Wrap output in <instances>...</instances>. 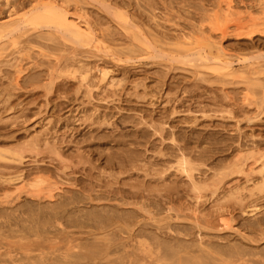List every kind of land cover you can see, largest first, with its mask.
I'll return each instance as SVG.
<instances>
[{
  "label": "rangeland",
  "instance_id": "obj_1",
  "mask_svg": "<svg viewBox=\"0 0 264 264\" xmlns=\"http://www.w3.org/2000/svg\"><path fill=\"white\" fill-rule=\"evenodd\" d=\"M45 1L0 0V22H9V15L14 10L18 17L26 20L20 25V31L0 42V136L9 138L14 135L22 141L40 136L43 139L41 144L47 137L54 141L61 139V148L65 147L64 156L70 167L64 170L66 174L56 172L52 181H57V185L65 190L64 195L74 189L72 191H80V195L86 196L78 199L76 208L113 205L119 214H124L106 236L99 235L102 229L96 231L97 236L105 241L111 239L118 248L108 254L109 264H120L124 258L143 255L134 240L128 237L130 233L123 221L128 216L131 223L137 222L135 228L143 227L169 240L168 236L176 237L180 232L177 237L181 239L180 244L201 240L207 245L226 247L237 244L264 252V235L248 233L239 225L257 218L248 213L251 208L242 206L241 209L237 200L225 198V189L236 185V179L241 180L242 174L233 173L218 182L215 178L209 179L211 183L201 192L203 202L199 199L201 203H197L200 201L195 199L197 193L191 190L190 179L179 172L175 162L180 148L185 149L187 156L195 161V168L201 169L202 175H210L219 168L216 165L222 164L220 162L228 161L226 164H230L242 154L241 149L244 153L249 148L264 149V86L258 85L264 84V72L259 73L261 82H255V85L243 77L219 76L209 69L204 72L199 68L196 72L189 65L195 60L182 68L180 63L169 59L178 53L174 39L183 32L191 34L194 31V34L202 36L196 37L199 42L192 37V46L195 45L204 57L216 54L215 40L227 49L234 59L235 68L244 66L241 61L245 58L246 64L253 60L256 62V57L264 55V33L248 38L236 36V31L232 30L237 21L240 25H247L244 28L260 26L264 14L257 5L259 1L232 0L235 5L231 13L237 9L238 14L234 12L225 16L226 10L223 9L227 0H56L67 7L69 15H82L92 24L94 35L102 46H106L103 51L89 48L90 44H76L66 39L61 27L44 19L48 8L44 11V7H33ZM123 25L140 31L139 37L144 43L132 40ZM222 28L227 29L223 38ZM208 33H213V36ZM11 38L17 42L16 46ZM127 46L133 48L129 56L125 49ZM120 48H123L119 54L121 60L105 53ZM192 56L196 60L199 58L198 54ZM77 60L89 63L93 74H99L97 67L108 68L110 78L114 76L117 80L115 90L104 91L102 85L105 82H101L92 88L90 94L86 93L84 86L79 87ZM244 80L247 82H241ZM257 86L261 88L257 89ZM114 88L110 87V90ZM104 113L105 119L109 120H103ZM43 147L38 156L44 159L43 165L63 168L53 153L42 151L46 150ZM78 153L90 158L80 157ZM199 155H203L202 160L199 157L195 159ZM75 157L78 162L84 160V165L83 162L77 163ZM252 161L249 158L246 164L249 166ZM32 164L28 167H33ZM258 167V164L254 165V168ZM202 170L206 171L205 174ZM55 191L60 192L58 189ZM94 195L99 199L88 198ZM217 198L223 201L219 202ZM254 198V203L261 206L260 217L264 213V186L254 194ZM136 201L144 202L146 206L141 207ZM219 205L225 206L224 217L232 219L229 224L236 229H225L212 222ZM159 207L161 212H155L156 215L153 211L155 208H158L155 211H160ZM204 222L217 224V228ZM127 223L130 224L129 221ZM167 225L174 230L176 228L177 233L167 230ZM88 230L89 227H69L66 234L89 236L86 234ZM243 234L256 241L245 238ZM61 240L57 238L48 244L59 247L64 244ZM144 258L145 264H161V261Z\"/></svg>",
  "mask_w": 264,
  "mask_h": 264
},
{
  "label": "bare ground",
  "instance_id": "obj_2",
  "mask_svg": "<svg viewBox=\"0 0 264 264\" xmlns=\"http://www.w3.org/2000/svg\"><path fill=\"white\" fill-rule=\"evenodd\" d=\"M233 1L227 0V2H225L226 4L224 3V5H226V8L224 6L223 10H226L225 11L226 15L222 13L223 15L229 16L232 15L234 12L235 14H238L236 13L237 9L236 11L231 13V10H233V5H235L233 4L234 3ZM258 1L259 2L257 3V5H260L259 7L263 9V11L262 10L261 11L264 14V0H258ZM33 7H36L37 9L38 8L40 9V7H44L46 9L44 11H47L48 8L49 9L47 11L48 13L44 14L43 16L44 19L61 27L60 29L64 31L63 34L66 39L73 40L74 43L76 44L79 43L90 44L91 46H89V48H93V50H97V51H103L104 49L103 47H106V46H102L101 41L98 39L96 35H94L93 26L86 18L78 14L69 15L70 13L68 12L67 7H65L62 3H58L56 2V0H48V1L46 0L42 5L34 4ZM32 10L34 9H31L30 11ZM17 14H18L17 11L14 10L13 12H11V15H9L10 17L9 22L6 23L0 22V42L1 41L3 42V38H8L9 36H13L18 31H20L21 29L20 25L26 22L24 18L20 16L18 17ZM263 14H261V17L263 16ZM249 16L252 17L253 15H250L249 13ZM38 17L39 16H37V18ZM122 17L124 16H121V18ZM240 19L239 21H241ZM123 22L126 23V20L124 19ZM253 23L256 24V22ZM123 26L125 32L131 35L132 40H137L141 43H144L143 40H141L139 37L140 31L139 32L133 31L134 29L133 26H125V25ZM245 26L247 25H243V24L240 25L238 24L237 21L232 31H234V33L236 31V36L243 35L248 38H252L254 35L259 33H264V21L260 23V26H256V27L249 26V28L246 27L248 28V30L244 28ZM192 27L193 26H191V28ZM213 28L215 29V27ZM222 29L223 30H221V32L223 35L221 36L223 38L224 35L226 34L227 29L225 30L224 28ZM193 32L191 34H189V32L188 33L183 32L179 37H176L174 39L176 40L174 43L178 45L177 48L178 53L177 56L175 55L174 57L169 58L171 61L175 60L177 63H180L183 66L182 68H184L190 63V61L195 60V62L189 64L190 66H193L195 68V71L197 69L199 70V68H203L204 72L205 69L213 70L219 76L231 77L234 79H237L235 77H243L248 82L250 81L249 84L252 83L255 84V82L256 83L261 82L259 81V76L261 73L264 72V63H262L264 62V55L256 57L255 60L256 62H254V60L253 61L251 60L252 62H249L248 64H246L247 59L245 58L241 61V63L242 62L244 63V66H241L242 68L241 67L235 68L233 65L234 59L232 58V56L228 53L227 49L222 45V43L217 42L215 40L213 42V45L215 44L216 46V49L214 48L215 49L214 51L217 50L216 54L212 53L204 57V54H201L200 51H197L196 47H194L195 45L192 46L193 38L196 40V42H199L196 37L202 35L201 34L196 35ZM209 34L210 33H208L207 35ZM211 35L213 36V33L210 34V36ZM13 40L14 39H12V41ZM16 44L17 42L13 41V45L16 46ZM130 47L127 46L125 48L127 49L126 53L128 56L133 52V48ZM106 50L107 49H105L104 51ZM122 50L123 48H120L119 50L105 52V53L106 55L108 54L113 58H117V60H121L119 54L122 52ZM195 54L199 55V58L197 60L192 58L194 57L192 55ZM127 58L130 59L131 57H127ZM260 58H262L261 59L262 61L258 60ZM196 61L199 62L196 64ZM238 62L240 63V61ZM76 63H78L80 67V75L78 77L79 87L84 86L86 93L90 94L92 88L98 87L99 83L101 82H105V84L102 85L104 91L108 92V90L109 91L115 90L114 87L117 85V80L116 78H114V76L110 78L109 75L110 70L108 68L97 67L95 69L99 71V74L98 73L93 74L92 72L93 67L89 65V63H84L81 60H77ZM254 65L257 66L254 67ZM244 68H246V70H244ZM198 73L200 72L198 71ZM204 74L205 73H203V75ZM262 75H264V73ZM241 82H245V80ZM14 83L15 82H13L12 84ZM222 83L223 82H221V84ZM17 85L19 84L17 83ZM258 85L264 86L263 83H260ZM110 87H113L114 89L110 90ZM258 87L259 86H257V89L261 88V86L260 88ZM253 88H255L256 90V86ZM106 96L108 97L109 95L106 94ZM246 98L248 99V96ZM259 105H261V103ZM99 117L97 118L99 119ZM103 120L104 121L109 120V119H105V113ZM54 133L56 132L54 131ZM57 139H55L54 141L52 138L50 139L47 137L44 138V141L41 144V140L43 139H41L40 136H36L34 138H30L25 141L20 140L14 135H12L9 138L7 137L2 138L0 136V264H109L108 259L110 258L107 257L109 256L108 254L110 253V251L111 252L112 250L114 251V249H116V251L118 250L116 244L112 242L111 239L105 241V239L100 236L102 235L106 236L108 234L107 232L112 228L111 226L115 225L117 220L122 219L124 214H119L117 212V209L113 205L111 206L109 205L107 207L106 205H102V206L93 205L89 207L86 206L84 208H76L75 203L79 201L78 199H81V197L85 195H80L82 194L79 193L80 191L78 192L72 191L74 189L70 190L68 194L64 195L63 193L65 190H63V188L57 185V181H52L54 175L59 174V172H63L64 174H66L64 170L70 167L69 164L66 163L68 162V160L64 156L65 147L64 149L61 148L62 147L61 144H63V142L61 141L60 138L58 139V141H56ZM172 139L174 140V138ZM42 146L46 147V150L42 149V151L53 153L55 158L61 161V165H63V168L62 167L47 168L46 166L43 165L45 163L44 159H40L38 157L41 154L40 148H42ZM68 146H69V142H68ZM239 148H241V145ZM180 150L181 152L177 154L178 157L175 161L178 164V165L176 164L177 169L179 168L178 169L179 172L184 173V175H186V177L190 179L188 180L192 185L191 190L196 191L197 193L195 195V199L197 201L200 198L202 199V195H201L202 190L203 189L205 190V188H207V185L211 183L208 182L209 179L215 178V181L218 182L220 180L222 181L223 178L225 179L227 176L230 177V175H232L233 173L242 174L243 176L242 179H244V181H241L242 179L241 180L236 179L238 183L234 186H231L228 189H225L226 190L225 192H227V194L225 195L224 192L223 194L227 199L237 200L238 203L241 204L240 206L241 209L242 206L245 208L246 207L251 208L247 210L249 211L248 213H252L251 216L257 217L255 219L249 218L250 220H248L247 222L241 221L242 223L239 222L240 223L239 225L243 229L245 228V231H247L248 233L250 232L251 234H253L259 232L264 235V213L262 214V216L259 217L258 214L262 213V211L260 210L261 206L258 205L256 202L254 203L256 198L253 199L254 194L256 192H259L261 186H264V149L256 148L255 150L249 148V151L246 150L248 152L245 153L242 151V149L239 150L242 154L237 155L235 159L231 160V162L234 161L233 164L231 162L230 164H226L228 163V161H226L225 163L224 161L220 162L222 164L219 163L220 165H216L219 166V168L217 167L218 169L213 170L214 172L211 173L210 175L206 174L207 178L206 175L201 174L200 172L201 169L195 168L194 165L195 161L192 160V158H190L189 156H187L185 149L180 148ZM83 155L87 156L86 154ZM82 156L80 155V157ZM201 156L203 155H199L195 157V159L196 158L198 159L199 157L200 160H202ZM87 158L90 157L87 156ZM249 158H252L253 161L248 166L246 162L249 160ZM76 160L77 163L81 161L80 160L78 162L77 158ZM107 160H105V162L109 163L110 160L109 161ZM69 161L71 160L69 159ZM85 162L87 163V161ZM31 164L33 165V167L29 168L28 166H30ZM236 164L238 167L236 166L235 168H233ZM256 164H258L260 167L254 168V165L256 166ZM196 171H198L199 174ZM202 172L204 171L202 170ZM196 173L197 175H195ZM200 174L202 175V177H200L201 176ZM204 177L206 179H204ZM56 189L60 190V192H56L55 191ZM222 197L221 199H223ZM88 198L91 200L99 199V197L97 196L88 197ZM249 198L251 199L250 202L245 204V202ZM221 199L217 198L219 202L223 201ZM201 201L197 203H201ZM138 203L139 202H137V204ZM140 206L144 207L146 205L144 204V202H141ZM152 207L154 208L155 206L153 205ZM229 207H231V205ZM159 208L160 211L158 210L155 211L156 209H158L155 208L153 212L160 213L161 207ZM217 208H218V214L217 213H216L217 215L214 214L216 217L214 216L212 218V222L213 223L216 222L218 226L222 225L223 226L222 228L225 229L226 228L236 229V227H233L231 224H229L230 220L232 219H227L228 217L227 218L224 217L225 206L219 205V207ZM227 210L229 209L227 208ZM231 215L232 214H230V216ZM128 218L129 216L123 219V221L127 224L126 226L128 228L127 229L128 233H130L128 234L129 235L128 237H131L134 240L135 245L138 248H140L143 255L142 256L136 255L134 258H130V259L127 258V260H125L126 258H124L121 260L120 264H127V263L145 264V262H143L145 260L144 256L154 259L155 262L161 261V264H264V252H260L258 249L257 250L247 249L237 244L226 245V247L215 246L212 243H209V245H207L206 243L204 244L200 242L201 240L200 241L198 240L199 242L195 241L197 244L194 241H192L190 244H183V242L182 244H180L179 240L181 239L177 238L178 233L180 234V232L177 233L175 231L177 229L175 228L174 230V228H172L174 226L169 224L170 226H172L170 227L167 225L168 226L167 230L177 233L176 237L168 236L170 237L169 240L166 239L165 237L164 238L161 237L159 234L148 232L147 229L143 227L135 228V224H137V222L133 221L131 223L130 222L131 220ZM209 218L211 217L209 216ZM127 220L129 221L130 224L127 223L128 222ZM205 221L207 220L205 219ZM160 222L161 221L159 220L158 223ZM213 223H209L210 226L217 228L216 227L217 224L215 225ZM205 224L209 225L207 223ZM69 227H79V228L89 227L88 233H86L89 234V236L68 235L66 234V229ZM101 229H102V233L100 232L99 233L100 236H97L98 234L96 233V231L98 230L101 231ZM237 229L239 228L237 227ZM239 230L241 231V229ZM182 232L185 234L184 231ZM90 237L93 238L91 239ZM244 237L249 240L252 238L254 241H256V239H254L252 236L247 237V235L246 236L244 235ZM57 238H62L61 242L64 243L62 246L54 248L52 245L48 244L49 241L55 240ZM194 240H197V238L195 237ZM255 248H257V246ZM116 260L114 259V261Z\"/></svg>",
  "mask_w": 264,
  "mask_h": 264
}]
</instances>
